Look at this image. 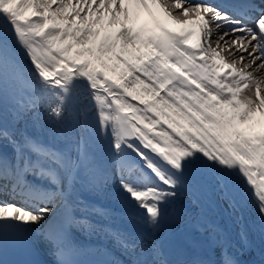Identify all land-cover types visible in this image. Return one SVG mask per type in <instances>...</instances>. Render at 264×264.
<instances>
[{
    "label": "snow or ice",
    "instance_id": "snow-or-ice-1",
    "mask_svg": "<svg viewBox=\"0 0 264 264\" xmlns=\"http://www.w3.org/2000/svg\"><path fill=\"white\" fill-rule=\"evenodd\" d=\"M261 69L264 0H0V264H264Z\"/></svg>",
    "mask_w": 264,
    "mask_h": 264
},
{
    "label": "bare ground",
    "instance_id": "bare-ground-1",
    "mask_svg": "<svg viewBox=\"0 0 264 264\" xmlns=\"http://www.w3.org/2000/svg\"><path fill=\"white\" fill-rule=\"evenodd\" d=\"M257 4H260L262 2V0H256ZM192 2H195V0H192ZM178 11V10H177ZM213 27V43H215L216 38L220 35V31L218 29H216L215 24L212 25ZM229 42H231L229 40ZM225 55H227V53H225ZM239 59V54H236L234 57L233 56H228V59ZM250 59V58H248ZM259 63V62H258ZM255 67V66H253ZM252 70V69H249ZM258 74L263 75L264 77V69H261L259 71L254 72V75L258 76ZM259 77V76H258ZM85 197L87 199H89L92 203L94 204H98L101 207L104 208H109L112 209V211L115 213V218L113 220V223L117 226H121V227H131V225L127 224L125 220L120 218V204L117 202V200L113 197H110L108 195H105L103 193H90V192H86L85 193ZM182 204H187L184 200V198H181L180 201ZM107 203V204H105ZM190 205H188L189 207ZM96 221L99 222H104L101 220L100 217H94L93 218ZM33 227H39V224H33ZM145 236L146 238H150V233L145 231ZM77 239L78 242L82 245H88L91 247L90 251H94L97 247H99L100 245H103L105 247V249L107 251H109L111 253L110 258L112 259H118L120 261H123L124 264H128V259L129 257L127 256V254L122 253L121 249L118 247V245L115 244V242H113L112 240L108 239L107 237H102V236H97L95 234H92L90 232H79L77 234ZM188 239L189 237L185 234L182 233H178L174 239H173V249L175 250L176 248L183 246L185 244L188 243ZM206 258H210V259H215V260H219L220 259V252L219 249H216L213 253H208V255H206Z\"/></svg>",
    "mask_w": 264,
    "mask_h": 264
},
{
    "label": "rangeland",
    "instance_id": "rangeland-1",
    "mask_svg": "<svg viewBox=\"0 0 264 264\" xmlns=\"http://www.w3.org/2000/svg\"><path fill=\"white\" fill-rule=\"evenodd\" d=\"M258 76H259V77H263V75H260V74H258ZM21 126H23V124H21ZM104 147H105V145H104L103 143H99V144H90V145H89V151H90L93 155L98 156V155H100V154L103 152ZM182 197L184 198L185 202L187 203V204H185V205L183 204V205H184L185 207H188V205H190L191 194H190V193H185ZM105 204H107V203H105ZM252 219H254V217L250 215V216H249V220H252ZM254 238L256 239V242H257V244H258V243H259L258 238H256V237H254ZM253 252H254V254H255V257H254V258H248V259H251V260H259V258H260L259 249L256 248V249L253 250ZM208 253H213V252H212V251H209ZM208 253H207V255H208ZM244 259H247V258L244 257Z\"/></svg>",
    "mask_w": 264,
    "mask_h": 264
},
{
    "label": "trees",
    "instance_id": "trees-1",
    "mask_svg": "<svg viewBox=\"0 0 264 264\" xmlns=\"http://www.w3.org/2000/svg\"><path fill=\"white\" fill-rule=\"evenodd\" d=\"M255 257V254H254V252L252 251V253L250 254V256H246V258L248 259V258H254Z\"/></svg>",
    "mask_w": 264,
    "mask_h": 264
}]
</instances>
